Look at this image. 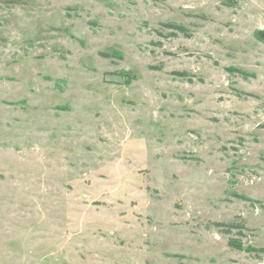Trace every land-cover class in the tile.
Returning a JSON list of instances; mask_svg holds the SVG:
<instances>
[{
	"label": "rangeland",
	"instance_id": "obj_1",
	"mask_svg": "<svg viewBox=\"0 0 264 264\" xmlns=\"http://www.w3.org/2000/svg\"><path fill=\"white\" fill-rule=\"evenodd\" d=\"M263 122L264 0H0V264H264Z\"/></svg>",
	"mask_w": 264,
	"mask_h": 264
},
{
	"label": "trees",
	"instance_id": "obj_2",
	"mask_svg": "<svg viewBox=\"0 0 264 264\" xmlns=\"http://www.w3.org/2000/svg\"><path fill=\"white\" fill-rule=\"evenodd\" d=\"M168 27H171V28H175L177 29L178 31L182 32V33H185L186 32V28L182 25H178L176 23H167L166 24ZM103 55H106L108 56L109 54L107 53H104ZM262 128H264V122L262 124H260ZM216 226H219V227H225L227 226L228 228H226L225 230H223L225 233L229 234L232 232V229L233 228H239V229H243L244 226L242 224H224L222 222H216L215 223ZM224 229V228H223ZM229 245L232 247V248H235V249H239V250H246V251H251L252 249L254 248H247V247H244L243 244H242V241L240 240H235L233 237H230L229 238ZM258 251V250H256Z\"/></svg>",
	"mask_w": 264,
	"mask_h": 264
}]
</instances>
